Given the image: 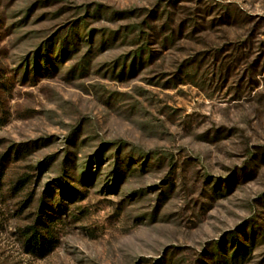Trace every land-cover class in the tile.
I'll return each instance as SVG.
<instances>
[{
    "label": "rangeland",
    "instance_id": "1",
    "mask_svg": "<svg viewBox=\"0 0 264 264\" xmlns=\"http://www.w3.org/2000/svg\"><path fill=\"white\" fill-rule=\"evenodd\" d=\"M0 264H264V0H0Z\"/></svg>",
    "mask_w": 264,
    "mask_h": 264
},
{
    "label": "trees",
    "instance_id": "2",
    "mask_svg": "<svg viewBox=\"0 0 264 264\" xmlns=\"http://www.w3.org/2000/svg\"><path fill=\"white\" fill-rule=\"evenodd\" d=\"M32 228V227H31ZM34 233L31 237L28 238L27 248L28 250L40 257L47 255L51 252V240L43 237L38 231H35L33 228L30 229Z\"/></svg>",
    "mask_w": 264,
    "mask_h": 264
}]
</instances>
